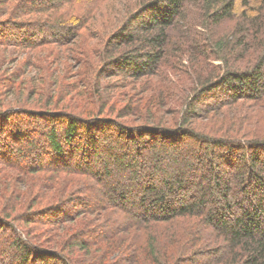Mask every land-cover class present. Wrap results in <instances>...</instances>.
<instances>
[{
  "label": "trees",
  "instance_id": "1",
  "mask_svg": "<svg viewBox=\"0 0 264 264\" xmlns=\"http://www.w3.org/2000/svg\"><path fill=\"white\" fill-rule=\"evenodd\" d=\"M115 3L0 0V264H264V0Z\"/></svg>",
  "mask_w": 264,
  "mask_h": 264
},
{
  "label": "rangeland",
  "instance_id": "2",
  "mask_svg": "<svg viewBox=\"0 0 264 264\" xmlns=\"http://www.w3.org/2000/svg\"><path fill=\"white\" fill-rule=\"evenodd\" d=\"M123 1L124 0H116L115 6H114L115 8L114 9L113 8L110 9L109 7L106 8L107 6L96 9V11H94L95 14L94 13L92 14V17L89 20L88 24L93 22V23H98L100 25V23L102 22L103 25H104L106 22H108V20H110V18H113L114 15L117 14V16H118L119 13H122V4H123ZM104 4H105V2L103 3V6H104ZM1 11H3V9ZM100 13H103V14H100ZM64 18L66 20H68V19L71 18V15H69V16L68 15H64ZM72 18H73V16H72ZM103 20H106V21L104 22ZM94 27H97V26H95V24H94ZM6 52H7V56H6L7 57V61H6V63L4 65L1 66L3 69H6V68L7 69H12V68L16 67L18 64H20L21 60H23V59H25L27 57V54H25V53H27L26 51H21V50H16V49L14 50V47H9ZM8 96L10 97L11 94L8 95ZM23 96L25 98H27L28 97V93L25 91L24 94H23ZM31 99L32 98H30L29 100H31ZM121 103H119V105ZM170 109L175 110L176 107L175 106H172V108H170ZM237 110L238 111L239 110H242V112L244 111V112H246L248 114H254L255 112L258 113V114H260L262 112L261 115H263V113H264V108L262 109V108H259V106H256L255 107L253 105H251V106L248 105L247 106L246 104H243V105H233L231 107H225V108H223L224 117L225 118H228V119L230 117H233V116L236 117V115L240 114V113H237ZM254 110H255V112H254ZM166 116L167 117H170L168 114H166ZM204 120L205 119H203L201 121H204ZM142 121L143 120H141V119L140 120H135V121L131 120V122H133L135 124L136 123H139V122L141 123ZM140 239L141 240H144V237L141 236Z\"/></svg>",
  "mask_w": 264,
  "mask_h": 264
}]
</instances>
